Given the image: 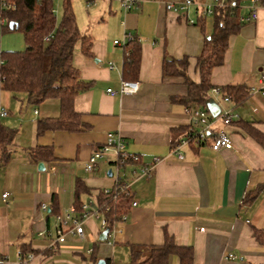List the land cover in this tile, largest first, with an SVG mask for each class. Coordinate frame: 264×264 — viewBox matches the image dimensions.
<instances>
[{
    "label": "crops",
    "instance_id": "crops-1",
    "mask_svg": "<svg viewBox=\"0 0 264 264\" xmlns=\"http://www.w3.org/2000/svg\"><path fill=\"white\" fill-rule=\"evenodd\" d=\"M180 1L139 0L128 12L118 2L114 31L108 26L79 30L91 39L89 55L77 43L72 56L80 79L88 83L73 102L87 126L81 132L37 135L38 120L59 116L58 101L33 106L24 95L14 97L0 86V111L7 112L0 117V126L16 129L7 161L0 163L1 264H23V249L33 255L27 264H130V245H161L165 234L177 246L192 247L194 264H264V238L254 235L264 230V149L244 128L249 125L264 134V84L260 83L264 0L239 1L238 20L252 8L257 18L239 21L240 29L229 38L223 64L211 75L214 87L241 86L248 92L238 105L209 93L208 99L221 112L231 111L234 116L230 125L223 126L231 148L213 151L210 137L198 146H182L183 158L178 159L171 152V131L188 126L189 115L172 99L184 96L186 87L181 77L162 76V63L187 57V76L198 82L195 58L204 42L197 6L185 13L165 10L164 2ZM203 18L208 35L213 17ZM126 35L137 37L141 46L138 91L111 96L107 89H119L124 56L113 42L123 41ZM108 133L120 135L126 151L140 159L119 165V178L129 185L136 205L116 224L114 239L99 242V221L88 218L83 238L66 232L64 242L54 243L57 222L55 215H48L49 208L54 205L60 214L70 208L77 181L89 191L80 195L81 202L94 201L99 190L115 185L112 154L100 161L96 171L84 170L88 157L105 143ZM48 146L53 149L52 159L34 161L32 152ZM154 158L160 161L150 176H141L143 165ZM42 204L48 206L46 212L40 210ZM166 264L179 261L170 256Z\"/></svg>",
    "mask_w": 264,
    "mask_h": 264
},
{
    "label": "trees",
    "instance_id": "trees-1",
    "mask_svg": "<svg viewBox=\"0 0 264 264\" xmlns=\"http://www.w3.org/2000/svg\"><path fill=\"white\" fill-rule=\"evenodd\" d=\"M239 1L217 9L212 15L211 33L204 32L203 17H199L198 24L204 34V42L200 54L195 58L198 72V82H192L187 76L188 58L179 60H163L162 76H178L183 79L186 93L182 97L173 98L186 109L198 107L206 109L209 93L214 86L211 84L212 71L220 67L228 48L229 38L235 35L241 26L238 20ZM12 6L1 10L0 17L6 25L2 32L18 31L23 37L25 48L22 51L0 52V86L1 89L14 97L24 95L26 101L37 106L46 100H57L59 116L56 118L40 119L37 122V135L47 131H64L78 133L87 128L82 121V115L74 110L75 97L88 88V83L80 79L78 71L72 65L75 45L80 43L84 55L90 54L91 39L83 35L76 24L70 0L62 1L61 18L57 20L54 14L53 0H0ZM12 23V29L9 24ZM123 46V64L121 78L125 81L137 82L140 71L141 46L135 36H131ZM221 98L227 97L238 105L247 97V90L241 86H220ZM247 133L264 149V134L254 130L249 125L244 126ZM190 126L173 129L170 148L177 146L181 139L190 131ZM16 129L0 126V163L8 158V147L12 144ZM34 161H49L52 159L53 149L37 147L33 152ZM130 161L117 162L118 165ZM138 163V162H136ZM119 180L109 190H99L94 204L97 207H108L103 213L107 226L123 221L131 208L133 195L129 188H125ZM88 189L81 181L75 185V200L73 207L81 216L80 195L88 193ZM48 215L58 216L60 213L52 205ZM254 235L264 238V230L255 231ZM103 242V241H99ZM22 259L27 250L20 251ZM130 264H166L170 256H176L179 264H194L193 250L190 246H177L170 235L165 234L161 245L129 246Z\"/></svg>",
    "mask_w": 264,
    "mask_h": 264
},
{
    "label": "built area",
    "instance_id": "built-area-1",
    "mask_svg": "<svg viewBox=\"0 0 264 264\" xmlns=\"http://www.w3.org/2000/svg\"><path fill=\"white\" fill-rule=\"evenodd\" d=\"M87 3L92 0H85ZM139 0H118L120 7L124 12H128ZM234 0H204L202 4H198L195 0H182L177 3H168L164 2V8L167 11H172L174 13H185L188 7L195 5L198 7L199 14L201 16H212L217 9L223 8L230 3H233ZM253 3L256 0H252ZM12 6L9 4L2 2L0 4V9L5 10L9 9ZM257 18L256 10L254 8L251 9L248 15L240 16L239 21L250 22L254 21ZM6 25V21L4 18L0 17V32H2L3 27ZM131 35H126L123 41H114L113 43L120 48H123L124 44L131 40ZM1 62V60H0ZM111 67V64H109ZM260 83L264 84V65L260 72ZM138 91V83L135 81H125L122 80L117 91H113L112 89H107V93L111 96L114 95H131ZM212 95L218 97L221 95V91L218 87H214L211 90ZM225 102L229 101L227 97L222 98ZM186 112L189 115V126L190 131L186 134V136L180 140L179 144L171 149L172 154L176 155L178 159H182L183 155L180 152L182 146H198L205 143L211 137L210 147L213 151H219L220 149H229L231 148V141L223 129V126L230 125L233 122L234 116L231 111L221 112L216 116L212 117L208 110L192 107L186 109ZM7 115V112L4 110L0 111V117H4ZM221 125V128L217 126V124ZM108 154H112L116 158L115 162V170L112 174L115 178V184L120 180L119 178V165L117 162L121 161H130L132 163L139 162L140 159L137 155L131 154L125 149L124 139L120 135H116L114 133H108L106 135L105 143L96 148L91 155L88 157L87 161L84 164V170L87 173H92L98 169L100 161ZM158 158H154L149 164L143 165L141 169V176L148 178L154 166L159 163ZM125 188H129L128 184L123 185ZM107 191V190H106ZM7 194L4 193L2 198L5 199ZM136 203L132 202L131 207L135 206ZM40 210L46 212L48 210V206L42 204L40 206ZM81 216H78L75 208L71 206L67 210H65L62 214L56 216V232L54 237V243H62L64 242V235L66 232H69L73 235L78 236L79 238H83L84 232V222L88 218H95L99 221L101 230L108 229V233L106 236V240L114 239V235L116 233V225H113L112 228L107 226V220L103 216V213L108 211V207H97L94 204V201H87L81 205ZM123 221L125 217L122 218ZM90 253V251H87ZM33 259V255L29 254L24 259L20 260L21 263L27 264L29 261ZM2 261H0V264Z\"/></svg>",
    "mask_w": 264,
    "mask_h": 264
},
{
    "label": "rangeland",
    "instance_id": "rangeland-1",
    "mask_svg": "<svg viewBox=\"0 0 264 264\" xmlns=\"http://www.w3.org/2000/svg\"><path fill=\"white\" fill-rule=\"evenodd\" d=\"M62 1L53 0L54 14L59 20L62 13ZM72 10L76 18V24L80 31L85 29H100L108 26L110 31L116 29V0H70ZM134 8V7H133ZM110 10V11H109ZM130 11V10H129ZM115 12V13H113ZM25 48L20 32H0V52L22 51Z\"/></svg>",
    "mask_w": 264,
    "mask_h": 264
},
{
    "label": "water",
    "instance_id": "water-1",
    "mask_svg": "<svg viewBox=\"0 0 264 264\" xmlns=\"http://www.w3.org/2000/svg\"><path fill=\"white\" fill-rule=\"evenodd\" d=\"M12 27H13V24L10 23L9 28L12 29ZM206 108L212 117H216L221 111L219 105L213 99H209L207 101ZM38 169L43 170L44 169L43 165L39 164ZM111 173H112L111 170H109L108 174L111 175ZM107 233H108V229L103 230L102 233L99 235V240L100 241L106 240ZM97 264H104V262L98 261Z\"/></svg>",
    "mask_w": 264,
    "mask_h": 264
}]
</instances>
